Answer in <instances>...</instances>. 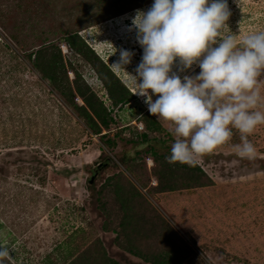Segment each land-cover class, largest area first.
Returning a JSON list of instances; mask_svg holds the SVG:
<instances>
[{
	"label": "rangeland",
	"instance_id": "rangeland-1",
	"mask_svg": "<svg viewBox=\"0 0 264 264\" xmlns=\"http://www.w3.org/2000/svg\"><path fill=\"white\" fill-rule=\"evenodd\" d=\"M153 2L0 0V60L14 69L0 73V98H16L0 100L3 264H264V125L248 136L254 159L238 155L234 130L191 165L169 162L171 126L132 85L143 55L132 21ZM227 3L238 40L264 31V0ZM111 74L128 103L114 104ZM86 99L111 110L100 134Z\"/></svg>",
	"mask_w": 264,
	"mask_h": 264
},
{
	"label": "clouds",
	"instance_id": "clouds-1",
	"mask_svg": "<svg viewBox=\"0 0 264 264\" xmlns=\"http://www.w3.org/2000/svg\"><path fill=\"white\" fill-rule=\"evenodd\" d=\"M230 15L227 0H154L132 21L143 49L132 75L134 94L144 98L151 115L170 124V163L193 164L228 142L234 130L241 138L238 155L256 156L248 136L264 125V31L238 40L227 24ZM132 55L120 50L113 65L124 69ZM194 65L198 74H179ZM10 257L0 243V264Z\"/></svg>",
	"mask_w": 264,
	"mask_h": 264
},
{
	"label": "trees",
	"instance_id": "trees-1",
	"mask_svg": "<svg viewBox=\"0 0 264 264\" xmlns=\"http://www.w3.org/2000/svg\"><path fill=\"white\" fill-rule=\"evenodd\" d=\"M68 42L71 45V47L76 46L75 42L72 41L70 38L68 39ZM78 45H79L78 50L81 52H84L85 48L87 50L91 51L90 48L83 41L79 42ZM5 47H7V46H5ZM2 48L3 47H1L0 50H2ZM0 52L2 53V51H0ZM4 58L5 57H1V60H0V73L2 76H3V74L5 75V73L3 72L5 67H10V66H4L5 65V62H4L5 59ZM34 68H36V70L38 69L37 63L35 64ZM105 68H106V66H105ZM10 70H14V69H11V67H10ZM107 71H110V70H108V68H107ZM43 74L46 75L45 73H43ZM44 75H43V77H45ZM47 78L53 79L52 76H49ZM118 84H120V82L118 80H116L112 75V78H111L109 84H107V87L109 89V92H110L112 99L114 100V104L117 105L119 103H128L130 101V99H129V97L124 96L125 95L124 92L119 93L120 96H118V97L115 94V90L113 89V87H115L117 89V87L119 86ZM120 85L123 89H126L124 86H122V84H120ZM78 92L81 93L80 88H78ZM0 100H3V101L9 100L11 102V101H15L16 98H15V96H12L8 99L7 97L3 96V98H0ZM85 101H86V105L88 106L89 109H91L92 113H90L87 110V107H85V106H80V108L82 109V111L84 112V115L88 119V121H89L88 123L90 124V127L93 130V133L96 135L100 134L101 128L108 129L110 127V124L112 122H114V118L111 116V110H108L103 105L102 102H100L99 107L96 108V106L93 105V103L90 102L89 100L86 99ZM142 135L144 138H147V133H143Z\"/></svg>",
	"mask_w": 264,
	"mask_h": 264
}]
</instances>
